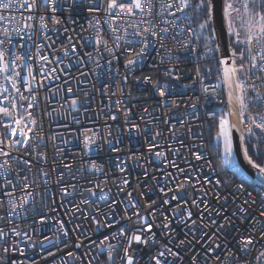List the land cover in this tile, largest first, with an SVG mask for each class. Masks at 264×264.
Returning a JSON list of instances; mask_svg holds the SVG:
<instances>
[{
	"label": "built area",
	"instance_id": "built-area-1",
	"mask_svg": "<svg viewBox=\"0 0 264 264\" xmlns=\"http://www.w3.org/2000/svg\"><path fill=\"white\" fill-rule=\"evenodd\" d=\"M107 4L12 0L11 9H0L8 64L0 73V108L11 113L0 112V148L9 153L0 155V164L7 161L0 168V264H109V243L117 245L113 264H124L120 245L144 226L141 217L161 243H133L138 264H150L164 244L181 252L176 264H264V187L234 153L226 163L216 139L228 116L215 46L211 54L203 50L180 0H151L132 15L109 12ZM262 28L233 56L236 69L243 65L245 136L264 133L256 127L264 123ZM156 82L167 86L166 96ZM17 139L24 144L13 145ZM177 193L181 199L172 200ZM164 222L167 234L158 227ZM120 229L125 236H117ZM249 236L253 244L242 251ZM180 240L193 244L177 248Z\"/></svg>",
	"mask_w": 264,
	"mask_h": 264
},
{
	"label": "snow or ice",
	"instance_id": "snow-or-ice-1",
	"mask_svg": "<svg viewBox=\"0 0 264 264\" xmlns=\"http://www.w3.org/2000/svg\"><path fill=\"white\" fill-rule=\"evenodd\" d=\"M45 3L55 4L56 0H45ZM73 3H75V0H73ZM143 3H148L149 5H151V0H128L127 3L119 2V0H108L107 10L109 12H111L113 9L118 8V9H120V12H126L128 15H132L134 13V9H139V10L143 11ZM260 6L264 7V3H262ZM11 7H12V0H0V9H11ZM70 7H71V5H70ZM169 7H171V5H169ZM186 7H188V0H180V7L178 10H183V8H186ZM194 7L197 9L205 7V0H200V4L195 5ZM227 7L232 8L233 6L229 4V5H227ZM245 7H247V5H245ZM57 10L58 9L56 7H52L53 12H55ZM98 10H99L98 8H94L91 6L88 8L89 12L98 11ZM211 12H212V2H211V0H208L207 13H208L209 19H211ZM118 14L119 13H117V15ZM148 14H151L150 11ZM225 15H228L227 11H225ZM259 18L261 20H264V15L259 16ZM3 19H5V17L0 15V20H3ZM41 19H44V18L41 17ZM52 19L55 23H60V21L55 16H53ZM206 24H207V21H205L204 24H201L200 27L203 29L206 26ZM144 31L148 32L149 29H145ZM164 31H166V30H164ZM261 31H264V28H262ZM5 33H7V29H5ZM151 35L154 37L156 35V33L153 31V32H151ZM3 43H4V41L0 40V45H2ZM206 47H207V45H206ZM4 56H5V52L3 50H0V73L8 71V64L3 62ZM16 59H20V57H16ZM262 59H264V57H262ZM12 63H13V66H15V60H13ZM134 63H135V61H133V60L128 61L129 65H132ZM252 67L255 68L256 65L254 64V65H252ZM238 70L242 71L243 65H241L239 69H236V68L231 69V72L233 74H235L236 71H238ZM170 72H171V70H168V73H166V75L169 74ZM227 73H228V70H226V75H227ZM15 75L18 76L19 73H15ZM5 78L8 79V77H5ZM146 79H148L149 82H151L150 78H146ZM153 86L158 88L159 95L161 97H164L167 95V92H166L167 86H161L159 84V82L154 83ZM13 87H15V85H13ZM5 91H7V89H5ZM17 91L19 92V89H17ZM69 91H71V90L69 89ZM21 99H24V97L21 96ZM72 105H73V107H75V105H76L75 100L72 101ZM245 107H246V105L243 104V99L241 97V108H245ZM0 112H3L4 115H6V116L11 115V113L9 112V110L7 108H0ZM113 119H115V117H113ZM16 123H20V121L17 120ZM256 127L260 128L262 131H264V123L257 124ZM248 131L250 134L252 133L251 128H249ZM20 135L21 136L23 135V129H21ZM216 139L218 141H220V140L223 141L224 161L226 163L230 164L232 162V157H233V141H232L231 133L229 131V121L221 120L220 128H219V131L217 133ZM241 139L243 140V138H241ZM0 143H3V141H0ZM12 144L13 145H16V144L23 145L24 141L22 139H17L15 141H12ZM241 148L243 150L244 156H245L248 164L251 165V167L257 169L261 173V175L264 176V163H256L252 159V157L249 156L248 148L245 147L243 145V143L241 145ZM0 155L8 156L9 153L4 151L2 148H0ZM197 159H200V157L198 156ZM25 163H28V162L25 161ZM5 164H7V161H4L3 164H0V168H4ZM92 167L95 168L96 166L93 165ZM7 170L8 169H5V171H7ZM0 175H5V173L0 172ZM124 183L127 184V181L125 180ZM217 183H219V181ZM181 187H184V185H181ZM160 191L164 192V189L161 188ZM129 195H131V193H129ZM101 199H105V197L101 196ZM171 199L179 201L181 199L180 194L177 193V195H174ZM170 202L171 201L169 199H165L163 201L164 204H169ZM187 203H188L187 200H183L184 205H187ZM201 203H203V201H201ZM154 204H155V201L150 202V206H152ZM193 204H196V202L193 201ZM133 207H138V205H133ZM180 207H181V205L178 202L177 208H180ZM182 210L187 213V216L189 218H191L192 213L188 208L184 207ZM241 211L244 212V209H241ZM150 214L154 215L155 210L153 211V213H150ZM178 214L179 213H177L175 210H173V215H178ZM261 215H264V212H262ZM248 218L249 217L247 216V214H245L244 219H248ZM141 220L144 221V226L135 229L132 232V234L127 237V245L126 246L120 245L123 247V252H124L123 256H121L120 259L122 261H124V264H138L137 257L135 256V252L138 251V249H133V247H132L133 243H135L137 245L148 246L150 248L156 247L157 245H160V243H161L159 238L157 237L156 233L152 232V225L150 223H147V221L143 217H141ZM165 221H168L167 216L165 217ZM256 223H258V221H253V223L250 226L255 228ZM169 224H170V222H164V223L158 225V227L165 230V234H167V230L169 229ZM221 227H223V225H221ZM13 231H15V230H13ZM190 231H192V229H190ZM137 232H139L141 234L137 235L136 234ZM149 233H150V235H149ZM3 236H4L3 230H0V238H2ZM117 236L118 237L125 236L124 230L120 229ZM261 236H262V238H264V232L261 233ZM169 240H171L170 237H169ZM192 244H193V240H188L187 242L185 240H180L179 243L176 245V247L177 248H183L186 250L187 246L192 245ZM251 244H253V238L251 236L244 238L242 240L241 245H240L241 250L246 251L248 245H251ZM77 247H79V245H77ZM116 247H117V245H113L111 243H109L107 245V248L109 250V259L110 260L112 259L111 253L113 250H115ZM217 247H219V245H217ZM130 250L132 251L133 254H130ZM4 251H7V249H4ZM229 254H231V253H229ZM70 255H71V253H70ZM260 255L264 256V252H261ZM169 257H172L174 259L172 261H169ZM148 259L150 261V264H176V261L177 260L182 261L183 257H182V254L180 251H174L173 248L170 247L168 244H164L163 246L157 248V250L153 254H151L148 257ZM193 261L195 262V258H193Z\"/></svg>",
	"mask_w": 264,
	"mask_h": 264
},
{
	"label": "water",
	"instance_id": "water-1",
	"mask_svg": "<svg viewBox=\"0 0 264 264\" xmlns=\"http://www.w3.org/2000/svg\"><path fill=\"white\" fill-rule=\"evenodd\" d=\"M212 12L210 23L212 26L213 40L216 52L219 58L220 72L222 76L224 106L227 110L229 121V131L233 141V151L235 158L242 170L252 179L258 186L264 187V176L248 164L241 145H244L245 133L241 124V105L239 98V73L231 72L235 68L233 49L231 46L230 35L227 27L225 6L226 0H211ZM249 54L253 59V47L250 42ZM226 70L228 73L226 75ZM243 138V140L241 139Z\"/></svg>",
	"mask_w": 264,
	"mask_h": 264
},
{
	"label": "rangeland",
	"instance_id": "rangeland-1",
	"mask_svg": "<svg viewBox=\"0 0 264 264\" xmlns=\"http://www.w3.org/2000/svg\"><path fill=\"white\" fill-rule=\"evenodd\" d=\"M192 0H188L190 2ZM232 5V8H228L227 5ZM251 2L249 0H226L225 11H227L228 15H226L227 27L229 31L230 37L234 38V42L237 45L242 47L247 44L250 39V35L259 31V29L264 24V20H261L259 16L262 14H250L249 6ZM247 5V7H245ZM197 22V34L200 40H203V50L207 54L212 53L211 43L206 39L207 31L206 27L203 29L200 27L201 24H204L202 21L196 19ZM207 45V47H206ZM233 53L235 49L232 50ZM249 60V59H248ZM262 133V132H261ZM264 134V133H262ZM254 136V134H252ZM112 259L109 261V264H113V254H111Z\"/></svg>",
	"mask_w": 264,
	"mask_h": 264
},
{
	"label": "trees",
	"instance_id": "trees-1",
	"mask_svg": "<svg viewBox=\"0 0 264 264\" xmlns=\"http://www.w3.org/2000/svg\"><path fill=\"white\" fill-rule=\"evenodd\" d=\"M249 1L251 2L249 6L250 14L260 13L264 15V7L260 6L262 3H264V0ZM207 3L208 0H205V7L197 9L194 6L199 5L200 0H192L188 2V12L192 16L195 25H197L196 19L202 21L203 23L207 21V24L205 26L207 31L206 39L211 43V46L213 48L215 46V43L213 40L212 26L207 13ZM230 41L232 49H235V52L239 51L242 46L237 45L234 42L233 37H230ZM203 42V40H200L201 47L203 46ZM218 74L219 73H216V75ZM244 146L248 148L249 156H251L256 163H264V134H262L260 131H256L254 136L252 135L244 137Z\"/></svg>",
	"mask_w": 264,
	"mask_h": 264
},
{
	"label": "bare ground",
	"instance_id": "bare-ground-1",
	"mask_svg": "<svg viewBox=\"0 0 264 264\" xmlns=\"http://www.w3.org/2000/svg\"><path fill=\"white\" fill-rule=\"evenodd\" d=\"M234 153V152H233ZM233 158V157H232Z\"/></svg>",
	"mask_w": 264,
	"mask_h": 264
}]
</instances>
